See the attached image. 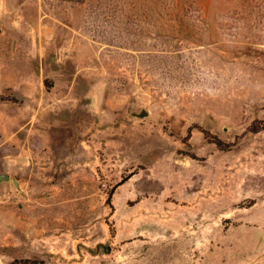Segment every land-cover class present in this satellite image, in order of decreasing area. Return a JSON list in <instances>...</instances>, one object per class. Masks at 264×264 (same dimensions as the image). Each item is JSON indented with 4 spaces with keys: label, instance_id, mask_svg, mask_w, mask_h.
Instances as JSON below:
<instances>
[{
    "label": "rangeland",
    "instance_id": "374dc122",
    "mask_svg": "<svg viewBox=\"0 0 264 264\" xmlns=\"http://www.w3.org/2000/svg\"><path fill=\"white\" fill-rule=\"evenodd\" d=\"M1 173L0 264H264V0H0Z\"/></svg>",
    "mask_w": 264,
    "mask_h": 264
},
{
    "label": "water",
    "instance_id": "95a60500",
    "mask_svg": "<svg viewBox=\"0 0 264 264\" xmlns=\"http://www.w3.org/2000/svg\"><path fill=\"white\" fill-rule=\"evenodd\" d=\"M132 115L137 117H147L149 115V111H147L146 109H142L139 112H133ZM10 179L11 177L6 173L0 174V181H9ZM12 180L18 187L19 186L18 181L15 178H13Z\"/></svg>",
    "mask_w": 264,
    "mask_h": 264
}]
</instances>
